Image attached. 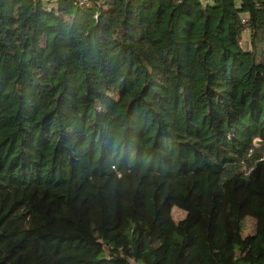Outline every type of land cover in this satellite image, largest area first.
<instances>
[{"label": "trees", "instance_id": "1", "mask_svg": "<svg viewBox=\"0 0 264 264\" xmlns=\"http://www.w3.org/2000/svg\"><path fill=\"white\" fill-rule=\"evenodd\" d=\"M0 264H264V0H0Z\"/></svg>", "mask_w": 264, "mask_h": 264}, {"label": "built area", "instance_id": "2", "mask_svg": "<svg viewBox=\"0 0 264 264\" xmlns=\"http://www.w3.org/2000/svg\"><path fill=\"white\" fill-rule=\"evenodd\" d=\"M33 2H40L45 10L51 11L54 9L56 4L64 1H70L76 7H87L93 2H98L100 0H31Z\"/></svg>", "mask_w": 264, "mask_h": 264}, {"label": "rangeland", "instance_id": "3", "mask_svg": "<svg viewBox=\"0 0 264 264\" xmlns=\"http://www.w3.org/2000/svg\"><path fill=\"white\" fill-rule=\"evenodd\" d=\"M172 216H173L174 220L177 221V220H180L183 217V213L180 210L174 208V209H172ZM249 221L250 220H246L245 221V226H246L247 230L249 229V224H250Z\"/></svg>", "mask_w": 264, "mask_h": 264}]
</instances>
